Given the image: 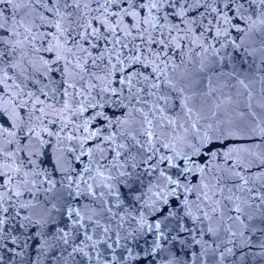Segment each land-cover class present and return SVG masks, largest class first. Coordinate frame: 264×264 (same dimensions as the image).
Masks as SVG:
<instances>
[{"label": "snow or ice", "instance_id": "snow-or-ice-1", "mask_svg": "<svg viewBox=\"0 0 264 264\" xmlns=\"http://www.w3.org/2000/svg\"><path fill=\"white\" fill-rule=\"evenodd\" d=\"M0 264H264V0H0Z\"/></svg>", "mask_w": 264, "mask_h": 264}]
</instances>
